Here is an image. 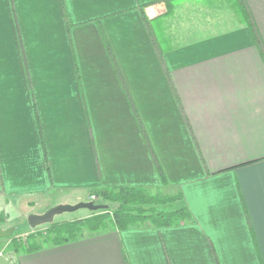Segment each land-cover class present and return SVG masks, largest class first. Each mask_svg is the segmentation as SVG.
I'll return each instance as SVG.
<instances>
[{
    "label": "crops",
    "instance_id": "obj_1",
    "mask_svg": "<svg viewBox=\"0 0 264 264\" xmlns=\"http://www.w3.org/2000/svg\"><path fill=\"white\" fill-rule=\"evenodd\" d=\"M222 2L0 0V218L119 186L190 214L0 264H264V0Z\"/></svg>",
    "mask_w": 264,
    "mask_h": 264
},
{
    "label": "trees",
    "instance_id": "obj_2",
    "mask_svg": "<svg viewBox=\"0 0 264 264\" xmlns=\"http://www.w3.org/2000/svg\"><path fill=\"white\" fill-rule=\"evenodd\" d=\"M242 17L247 21L245 7L239 5ZM95 203H105V208L80 218L51 221L44 231L31 232L23 241L11 237L12 247L18 250H35L47 244H61L82 236L85 231L104 229L108 224L118 229L138 226H173L188 220L189 210L184 204H178L181 193L165 194L151 192L145 187L119 186L98 187L90 190ZM176 203L177 206L174 205ZM164 206V207H160ZM1 219V218H0ZM41 238V241H37Z\"/></svg>",
    "mask_w": 264,
    "mask_h": 264
},
{
    "label": "rangeland",
    "instance_id": "obj_3",
    "mask_svg": "<svg viewBox=\"0 0 264 264\" xmlns=\"http://www.w3.org/2000/svg\"><path fill=\"white\" fill-rule=\"evenodd\" d=\"M222 3H223V6L226 5V9L229 10V12H232L234 10L233 6L231 4V0H223ZM169 10L170 9L167 8L166 12H169ZM176 14H177L176 16L172 17L173 19L175 17L178 18L180 15H183V14L189 15V9L184 8L183 10H180V11L178 10ZM172 18H171V20H173ZM62 198H64V197H62ZM86 198H87V196L83 200H92L90 198L89 199H86ZM59 199H56L55 201H52L51 203L49 202L47 204H44L43 206H41L38 209L37 208H33V210L43 213L49 207L55 205L56 204L55 202L57 200H59ZM102 202H104V204L105 203H109L107 201H102ZM174 205L177 206L176 203H174ZM110 206H114V205L110 204ZM160 207L162 208L164 206H160ZM92 212H96V211H90L88 209L81 208V209L75 210L73 212H63V213L55 215L54 218H53V221H61V220H66V219L85 217V216L90 215ZM2 220H3V217H2V219H0V228L5 229V230L8 229V228H12V233L9 236L0 237V238H5L6 241H9V244L12 243L11 237H15L17 239H20V241H23L25 239L26 235H28L31 232H36V231H41L42 232V231H44L46 226H47V224H48V223H44V224L36 225L34 227H30L28 222H27V212L26 211L25 212L19 211L17 213L11 212L9 214V219L6 222L4 220L3 221ZM37 241H41V238H37ZM10 249H11V246H9L7 244L4 245L3 247H0V251L3 254V255H0V260L1 261L3 260V258L5 256H6V258L9 257V250Z\"/></svg>",
    "mask_w": 264,
    "mask_h": 264
},
{
    "label": "water",
    "instance_id": "obj_4",
    "mask_svg": "<svg viewBox=\"0 0 264 264\" xmlns=\"http://www.w3.org/2000/svg\"><path fill=\"white\" fill-rule=\"evenodd\" d=\"M106 205L101 203H95L93 200H82L76 203H58L48 208L43 213H31L27 217V222L30 227H34L39 224L49 223L53 221L55 215L63 212H73L75 210L85 208L90 211H97L105 208ZM12 233V228L2 229L0 228V237H7Z\"/></svg>",
    "mask_w": 264,
    "mask_h": 264
},
{
    "label": "built area",
    "instance_id": "obj_5",
    "mask_svg": "<svg viewBox=\"0 0 264 264\" xmlns=\"http://www.w3.org/2000/svg\"><path fill=\"white\" fill-rule=\"evenodd\" d=\"M94 198H95V196H94V195H90V199H92V200H93Z\"/></svg>",
    "mask_w": 264,
    "mask_h": 264
}]
</instances>
